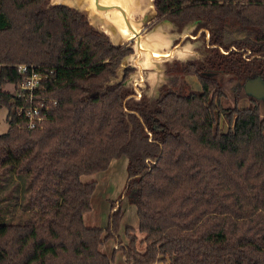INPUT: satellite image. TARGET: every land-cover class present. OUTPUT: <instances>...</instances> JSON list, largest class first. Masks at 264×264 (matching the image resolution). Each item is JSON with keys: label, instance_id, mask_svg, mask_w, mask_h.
Masks as SVG:
<instances>
[{"label": "trees", "instance_id": "1", "mask_svg": "<svg viewBox=\"0 0 264 264\" xmlns=\"http://www.w3.org/2000/svg\"><path fill=\"white\" fill-rule=\"evenodd\" d=\"M155 4L158 16L174 21L201 18L222 33L234 19L255 32L256 41L239 43L260 56L223 54L219 64L243 82L264 81V0ZM131 51L114 46L74 8L0 0V108L8 109L9 123L0 134V264H115L101 245L119 240L122 205L106 226H87L97 182L82 176L106 171L124 155L122 199L136 206L146 234L141 251L133 228H126L130 240L121 249L129 264H264L259 99L225 106L223 83L189 63L185 69L199 76L200 91L169 89L149 108L128 100L124 77L111 83ZM20 63L42 74L36 100L50 104L35 129L17 113L25 101L17 96Z\"/></svg>", "mask_w": 264, "mask_h": 264}, {"label": "rangeland", "instance_id": "2", "mask_svg": "<svg viewBox=\"0 0 264 264\" xmlns=\"http://www.w3.org/2000/svg\"><path fill=\"white\" fill-rule=\"evenodd\" d=\"M144 2L145 3L143 5L145 7L146 5L149 7L151 6V1L145 0ZM160 24L167 32L166 36L163 37L162 35L158 38H154L153 42H157L158 47L161 46H162L161 48L169 47L170 49L171 45L175 40L176 37L175 34L177 33L180 34V33L176 25L170 20H163L162 23ZM149 35L153 37L152 33H149ZM125 38L126 36H124L123 40ZM132 42L133 41H130V43ZM192 47L193 45L190 42V40L187 41L184 44L183 48L177 50L176 52L178 56L177 57L178 60L171 61L170 63L164 61L155 63V61H153L150 55H145L143 57L142 61L145 67L144 74L147 79V83L149 84L148 90L146 92L149 101H154L159 97L161 86L165 83H170L171 78L174 80V75L178 76L179 78H181V76L182 77L184 76V72H181L179 70H175L174 72L172 71L171 73L169 71L168 73L167 72L168 67H171L172 65H175L179 62L181 63L185 60L193 59L194 57L192 58L191 55L189 56V54L181 53L182 52L181 50H184V48H186L189 51V49H191ZM127 60L131 61V58L128 57ZM134 72L135 71H132L126 79L133 78ZM211 75L224 83L226 97L224 98L223 103L225 106L231 107L235 104H238L241 107H247L252 105V98L254 97L256 98V96H254V94L252 93H249L246 88V85L251 81L243 82L242 80L236 79V77H234L231 73L224 71H215L212 72ZM192 79L195 78L193 77ZM234 81L237 82V84H234ZM191 83H192L191 85L194 87L192 89L189 88V90L188 89L185 90V92L186 91L196 92V93L199 92L201 87L199 85L197 78L195 79L194 82L191 81ZM262 84L264 86L263 81ZM6 88L9 90H13L14 86L12 84H9L6 86ZM260 107L262 109V112H264V101H262V103L260 102ZM7 113H8V109L6 107L0 108V134L6 132L9 127V123L7 120ZM227 124L228 123L226 119H222L220 126L221 128L226 129ZM128 163H129L128 156L124 155L115 158L111 162L109 169H107L106 171L82 176V180L85 182L92 180H95L97 182L96 191L92 196L91 210L85 213L84 215V221L87 226H99V227L106 226L111 211L122 205L121 208L123 209V217L118 232L119 240L110 238L101 245V250L104 253L112 256L115 264H129L126 259L124 250L121 249V247H123L124 245L122 243H128V241L130 240L129 237L126 235L127 227L133 228V234L136 235L138 238L137 239L138 249L144 251L146 247V243L142 242V239L145 237L146 234L139 230V218H138L136 206L129 203L126 200H121L122 195L124 194V191L128 184ZM4 201L5 200H2L0 201V203ZM18 210H19L18 215H21L20 213L21 209ZM116 243H117V247H116Z\"/></svg>", "mask_w": 264, "mask_h": 264}, {"label": "water", "instance_id": "3", "mask_svg": "<svg viewBox=\"0 0 264 264\" xmlns=\"http://www.w3.org/2000/svg\"><path fill=\"white\" fill-rule=\"evenodd\" d=\"M145 0H49V5H64L80 11L88 23L100 33H104L114 46L130 44L132 52L125 55L116 69L114 81L120 82L125 75V69H134V77L123 80L124 88L138 91V85H145L143 57L150 55L155 63L169 59V47H158L154 38L166 36V30L160 24L163 20L151 26L158 19L155 0L151 6L143 5ZM154 7H153V6ZM167 20V19H164ZM149 28V29H148ZM153 34V37L149 35ZM126 36V40L124 38ZM130 41H133L130 43ZM130 57L131 61L127 58ZM136 75V76H135ZM262 79L251 81L246 85L249 93L258 99H264ZM264 82V81H263Z\"/></svg>", "mask_w": 264, "mask_h": 264}, {"label": "flooded vegetation", "instance_id": "4", "mask_svg": "<svg viewBox=\"0 0 264 264\" xmlns=\"http://www.w3.org/2000/svg\"><path fill=\"white\" fill-rule=\"evenodd\" d=\"M164 19L173 22L180 33L175 34V40L169 49L170 57L165 62L170 63L171 61L178 60V56L176 53L177 50L182 49L184 44L189 40L192 43L193 47L189 49V51L184 48V50H181V53L189 54V56L191 55L192 58H194L191 60H185L181 63L179 62L175 65H172L171 67H168V71L166 70L168 73L169 71L171 73L172 71L174 72L175 70H179L181 72H184V76H181V78H179L178 76L174 75V80L171 78L170 83L163 84L161 86L159 97L163 92L169 89H172L174 91H185L187 89L189 90V88L192 89L194 86L191 85V81L194 82L196 78L201 87V81L199 76L197 74H192L185 69V67L189 63L197 64V69L199 68V72L202 75L205 74L213 77L211 75L212 72H227L223 70V68L219 64L223 54L230 56L233 54H235L236 56L242 55L248 61L255 58V55L260 56V54L256 52L254 53L251 47L239 43L240 40H244L246 38H251L252 40L256 41L255 32L241 29L234 19L226 20V22L223 24L224 30L222 31V33L220 31H217L212 24L201 18L187 19L184 22H179L176 20L174 21L173 19L166 16H158V19L151 26H149V28H151L158 21ZM219 37H221V39H219ZM128 46H130V44H128ZM132 71H134L133 68H126L124 79H126ZM193 77L195 79H192ZM234 84H237V82L234 81ZM148 87L149 84L147 83V81H145V85H138V91L135 90L134 87L130 88V91L127 96L128 100H134L138 103H145L147 107L153 108V103L158 100L159 97L154 101H149L148 96L146 95ZM141 108L143 109L144 106H141Z\"/></svg>", "mask_w": 264, "mask_h": 264}, {"label": "built area", "instance_id": "5", "mask_svg": "<svg viewBox=\"0 0 264 264\" xmlns=\"http://www.w3.org/2000/svg\"><path fill=\"white\" fill-rule=\"evenodd\" d=\"M17 68L22 75L17 96L25 100L18 107L17 113L26 120V126L29 129H35L44 123L46 111L50 108V104L46 101L36 100V90L42 88L41 80L43 76L32 64L20 63Z\"/></svg>", "mask_w": 264, "mask_h": 264}, {"label": "crops", "instance_id": "6", "mask_svg": "<svg viewBox=\"0 0 264 264\" xmlns=\"http://www.w3.org/2000/svg\"><path fill=\"white\" fill-rule=\"evenodd\" d=\"M259 101L262 103V101H264V99H259ZM122 244H125V243H122ZM116 247H117V243H116ZM116 247H114V248H116ZM116 250V249H115ZM108 255V254H107ZM110 256V255H109ZM154 264H166L165 262H162V261H160V262H156V263H154Z\"/></svg>", "mask_w": 264, "mask_h": 264}]
</instances>
